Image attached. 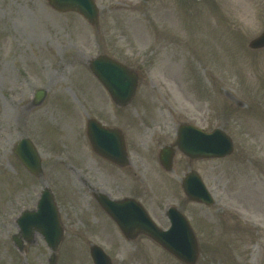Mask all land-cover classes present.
Instances as JSON below:
<instances>
[{
    "label": "rangeland",
    "instance_id": "1",
    "mask_svg": "<svg viewBox=\"0 0 264 264\" xmlns=\"http://www.w3.org/2000/svg\"><path fill=\"white\" fill-rule=\"evenodd\" d=\"M96 2L98 29L76 13L54 11L48 0H0V264L48 263L51 251L40 236L25 256L8 241L18 231L15 215L36 208L46 186L58 188L67 225L58 264H93L88 240L105 244L114 264H183L147 239L125 244L109 217L68 187H81L83 179L103 185L94 176L105 178L110 171L91 153L84 158L88 171L79 164L67 169L69 161L75 165L67 149L90 152L84 134L90 115L130 122L132 164H144L145 180L159 183L158 199H167L154 212L163 226L168 222L158 207L174 202L169 199L179 192L163 177L155 155L175 141L176 121L224 129L234 139V153L191 165L215 204L182 201L201 247L197 264H264V49L248 48L264 30V0ZM102 53L142 73L127 110L111 108L87 67L89 58ZM39 88L48 98L32 109ZM22 137L34 142L44 161L41 178L13 153ZM177 161L171 176L178 181L190 163L182 156ZM106 179L120 175L115 171Z\"/></svg>",
    "mask_w": 264,
    "mask_h": 264
},
{
    "label": "water",
    "instance_id": "2",
    "mask_svg": "<svg viewBox=\"0 0 264 264\" xmlns=\"http://www.w3.org/2000/svg\"><path fill=\"white\" fill-rule=\"evenodd\" d=\"M49 1L52 7L59 11L79 12L93 25H98V10L92 0ZM263 46L264 34L251 42L252 48ZM89 67L107 88L118 105L126 106L133 101L138 87V78L131 69L107 56H100L97 59L91 60ZM45 95L44 91H40L36 97V102L40 103ZM97 126L95 121H89V136L94 146H96L97 141L102 140V137L98 135L107 133L102 127L96 129ZM193 130L194 128L188 126L181 128L179 140L180 148L191 158L199 156L224 157L232 152V141L223 132L218 130L211 135H203L195 130V134L188 133ZM97 132H99L98 137H96ZM109 132L113 133L112 131ZM118 149L119 141L113 142L110 150L106 151V155L110 158H116L118 155L115 156V154L116 151L118 153ZM14 151L30 172L35 175H39L42 172L41 161L28 140L21 141ZM163 153L165 154L166 151ZM184 189L192 200L207 204L213 203L196 173H190L187 176L184 182ZM38 208V211L26 212L20 218V233L14 237V241L20 249H23L22 238L31 244L35 241V233L39 232L53 250L49 264H56L58 250L64 238V228L60 223L56 205L48 189L43 192ZM176 213L172 212L169 215L172 221V228L168 232L160 231L146 214H142L140 222L132 218H128L125 221L117 217L116 219L127 235H130L134 230L144 232L183 262L194 264L199 256L196 237L185 218ZM92 257L95 264H111L107 255L98 247L92 248Z\"/></svg>",
    "mask_w": 264,
    "mask_h": 264
},
{
    "label": "flooded vegetation",
    "instance_id": "3",
    "mask_svg": "<svg viewBox=\"0 0 264 264\" xmlns=\"http://www.w3.org/2000/svg\"><path fill=\"white\" fill-rule=\"evenodd\" d=\"M115 167L128 172L132 170L131 164L124 169L118 166ZM172 183H173L172 186H175L174 191L177 190L179 192V195H181L183 192L178 189V184L176 182H172ZM148 187L150 188V190L147 189ZM99 188L100 191L98 192V190H96L98 193L94 191L95 194L105 195L111 200L123 201L127 199H132L134 201L140 202L145 206H147L148 204L152 205L155 208V210L157 204H159V201L156 199V197L158 198V194H159L158 187L151 185L148 186L147 181L142 179H135V180L112 179L107 181L105 185H102ZM161 211H162V206H159L158 212Z\"/></svg>",
    "mask_w": 264,
    "mask_h": 264
},
{
    "label": "bare ground",
    "instance_id": "4",
    "mask_svg": "<svg viewBox=\"0 0 264 264\" xmlns=\"http://www.w3.org/2000/svg\"><path fill=\"white\" fill-rule=\"evenodd\" d=\"M145 35V34H144Z\"/></svg>",
    "mask_w": 264,
    "mask_h": 264
}]
</instances>
